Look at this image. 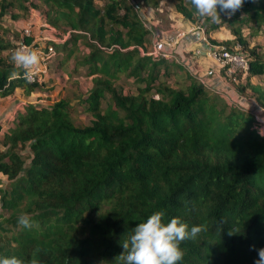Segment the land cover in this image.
<instances>
[{
  "label": "trees",
  "instance_id": "1",
  "mask_svg": "<svg viewBox=\"0 0 264 264\" xmlns=\"http://www.w3.org/2000/svg\"><path fill=\"white\" fill-rule=\"evenodd\" d=\"M25 1L31 0H19L22 11ZM40 1L48 21L70 34L65 57L80 39L88 48L80 60L95 75L85 99L92 120L78 127L65 99L28 105L0 138V173L10 181L0 189L1 206L14 228L4 242L0 233V257L24 264L33 258L38 264H124L116 261L122 241L163 211L165 224L179 217L189 231L206 225L181 243L178 264H255L264 248V136L254 112L191 73H175L173 84L161 79L162 70L169 75L167 59L147 54L149 29L131 0ZM188 1L177 9L194 20ZM12 5L0 1V96L38 88L11 60L17 43L1 37ZM220 25L205 26L206 33ZM262 26L264 0H245L226 20L233 37L222 46L234 50V41L247 52L248 76L264 73V56L250 47L244 29L256 35ZM123 74L134 78L136 92L114 86ZM252 88L264 107V87ZM24 213L38 227H20Z\"/></svg>",
  "mask_w": 264,
  "mask_h": 264
},
{
  "label": "rangeland",
  "instance_id": "2",
  "mask_svg": "<svg viewBox=\"0 0 264 264\" xmlns=\"http://www.w3.org/2000/svg\"><path fill=\"white\" fill-rule=\"evenodd\" d=\"M131 1L137 6L145 25L149 29V37L152 42L171 37L192 26L211 27L212 25L207 18H201L196 15V12L194 13V20L183 15L177 9L180 0H153L149 4H145L142 0ZM100 3L102 2H98V4ZM188 3L190 4L189 1ZM18 4L19 0H14V5L10 7L2 19V39L11 44L19 43L26 39L24 28L30 26L31 39L41 35L56 38L57 54L49 61L47 72L36 79L38 88L33 93L26 94L19 87L11 95L0 96V107L6 108V114L14 113L18 115L19 110L23 111L28 105L50 106L59 99H65L71 106L75 124L78 127L89 125L92 115L86 109L85 99L95 85V75H89L87 65L80 60L88 52L84 40L80 39L74 46L70 45V49H73V52L68 58L65 57L66 49L64 43L68 40L70 34L69 32L62 33L59 28L48 21L49 10L47 6L40 0L25 1L28 9L22 11ZM220 15L222 19L221 25L207 32L210 44L223 45L224 41L233 37L226 27L228 16L223 12ZM244 35L250 41V47L255 46L264 56V26L261 27V30L256 35H251L248 29H244ZM197 38V35H189L178 40L175 47L170 51L172 56L166 57L169 75L163 74L164 70H162L161 79L173 84L175 82V73L182 76L191 73L197 79H201L206 84L211 85L214 89L224 92L236 106L253 111L258 118L256 127L264 125V111H262L264 107L260 106L252 88L253 86L264 87V73L253 76L242 73L241 77L233 79L207 55L194 53L193 47L200 45ZM201 45L203 49H208L209 47L208 43H201ZM230 48L243 54L247 53L239 49V46H236L234 41L231 42ZM177 64H181L183 69H178L176 67ZM114 86L124 93H134L138 84L133 77L123 74L114 81ZM105 104L106 101H103V105ZM24 153L28 157L30 151L26 149ZM9 186L10 181L5 175L0 173V189H5ZM106 207L107 205L102 206L103 209ZM7 217L8 212L1 206L0 194V222H2L4 227L0 226V233L3 235V242L6 236L11 235L14 231Z\"/></svg>",
  "mask_w": 264,
  "mask_h": 264
},
{
  "label": "clouds",
  "instance_id": "3",
  "mask_svg": "<svg viewBox=\"0 0 264 264\" xmlns=\"http://www.w3.org/2000/svg\"><path fill=\"white\" fill-rule=\"evenodd\" d=\"M190 2L196 10V15L207 18L212 24H220L221 12L230 18L243 7L245 0H190ZM11 60L17 68L24 69L25 79L32 81L35 70L40 64L38 51L18 47L12 52ZM15 75L14 72L13 76ZM259 133L264 136V129H260ZM163 216V211H157L132 229V234L122 241L124 251L116 261H123L124 264H178L184 257L181 243L195 239L199 233L206 231V225L193 226L189 231V226L182 223L179 217L172 218L165 224ZM18 225L29 230L38 227L27 213L18 217ZM233 234H235L233 230H230L229 235ZM0 264H24V262L15 256L0 257ZM29 264H38V261L33 258ZM255 264H264V248L258 250Z\"/></svg>",
  "mask_w": 264,
  "mask_h": 264
},
{
  "label": "built area",
  "instance_id": "4",
  "mask_svg": "<svg viewBox=\"0 0 264 264\" xmlns=\"http://www.w3.org/2000/svg\"><path fill=\"white\" fill-rule=\"evenodd\" d=\"M24 35L26 38H30L31 28L30 26H26L24 28ZM189 35H197L198 42L200 45L193 47L195 50V54H205L214 62L220 65V67L225 71L227 75L236 79V73L242 71L244 74L247 73L249 69V60L242 52L237 50H231L229 48H225L222 45L210 44L209 37L207 36L205 27L201 25L192 26L189 29L178 32L176 35L171 37L154 40L152 42V49L147 52V54L153 55L155 57H168L172 56L171 50L175 47L178 40L189 36ZM31 39V38H30ZM56 38L48 35H41L36 38H32L30 42L25 41V39L19 43H17V47H26L35 49L38 51L40 55V64L35 70L34 77L32 81H35L39 76L43 73H46L48 70L49 61L56 55ZM202 44L208 43V49H203ZM30 81V82H32ZM218 91V90H217ZM222 93V91H219ZM223 94L229 98L224 92ZM257 118V116H256ZM258 120V118H257ZM258 130L264 129V125L257 127Z\"/></svg>",
  "mask_w": 264,
  "mask_h": 264
},
{
  "label": "crops",
  "instance_id": "5",
  "mask_svg": "<svg viewBox=\"0 0 264 264\" xmlns=\"http://www.w3.org/2000/svg\"><path fill=\"white\" fill-rule=\"evenodd\" d=\"M196 46H198V45H196ZM203 55H205V54L203 53ZM17 89L18 88H16V90ZM17 110H16V112H18ZM19 112H21V110H19ZM17 116L18 115L17 114L15 115L14 113L13 114L12 113L6 114V108L0 107V122H1L0 123V138L4 135L5 131L9 127H12L15 125V123L17 121Z\"/></svg>",
  "mask_w": 264,
  "mask_h": 264
}]
</instances>
